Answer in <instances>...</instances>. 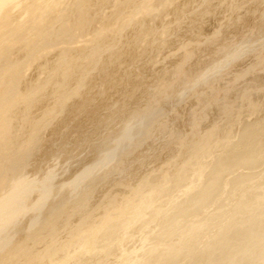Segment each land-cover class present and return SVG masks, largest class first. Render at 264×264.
<instances>
[{"label": "bare ground", "instance_id": "6f19581e", "mask_svg": "<svg viewBox=\"0 0 264 264\" xmlns=\"http://www.w3.org/2000/svg\"><path fill=\"white\" fill-rule=\"evenodd\" d=\"M0 264H264V0H0Z\"/></svg>", "mask_w": 264, "mask_h": 264}]
</instances>
